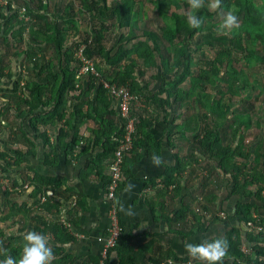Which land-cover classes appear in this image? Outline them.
Wrapping results in <instances>:
<instances>
[{
    "label": "trees",
    "instance_id": "1",
    "mask_svg": "<svg viewBox=\"0 0 264 264\" xmlns=\"http://www.w3.org/2000/svg\"><path fill=\"white\" fill-rule=\"evenodd\" d=\"M44 1L7 0L5 5L0 4V82L9 78L5 69L16 57L25 56L31 69L30 77L24 81H13L9 91L0 87V102L13 107L19 119L13 136L16 143L22 146L5 144L0 147V176H5L9 185L6 187L0 183V196L4 200L0 204V223L9 221L11 227L16 228L15 233L9 236L0 228V259L12 256L19 260L23 236L31 230L47 235L54 254L50 264H65L70 257L64 256L63 246L74 241V237L65 223L50 217L59 213L61 203L57 199L68 192L62 189L59 177L39 174L27 166V159L34 155L38 140L43 150L48 147L44 153L46 166L54 165L59 149L60 153L72 156L80 143L79 126L87 116L94 123L91 147L99 146L102 152L86 161L83 173L95 172L102 176V161H111L122 141L124 130L122 121L120 127H116L105 118L113 114L112 97L108 92L90 75L78 78L79 63L74 54L79 44L63 48L64 31H69L73 23H67L63 17L46 23L43 11L48 7ZM86 1L87 11L94 19V36L84 54L92 60L97 56L112 60L106 49L108 39L104 34L115 27H128L129 31L137 28V14L132 10L134 0H112L113 6L107 0H81L82 4H86ZM157 7L160 11L166 8L162 14L164 22L159 27L160 35L151 30H142L139 36L126 37L121 34L117 44L128 45L118 55L125 59L123 70L117 71L120 62L116 60L110 65L116 74H102L111 83L125 86L135 95L137 88L133 81L136 76L141 77V69L133 56L142 60L144 69L157 71L156 67H159V76H151L153 80L160 79L158 89L150 94L146 91L149 89L147 86L141 93L149 95L157 108L164 112L165 120L169 118L166 121L168 126L180 120L183 129L187 128L193 135L190 140L192 150L201 156L205 170L198 188L203 189L212 183L208 190L201 191L205 210L209 213L216 211V201L222 190L226 191V197L236 198L230 215L236 224L223 236L228 241V247L222 264H264V213L260 212L264 210V116L252 118L247 132H244L243 123L231 118L234 115L232 97L237 93L235 86L242 81L240 77H244L243 69L238 67L254 61L264 63V10L261 13L253 11V0H221L215 10L205 6L197 10L202 23L192 28L186 19L191 11L188 0H157ZM21 8L30 21L20 18ZM69 9L63 13L64 18L75 17L73 8ZM228 12H235L237 16V31L230 38L226 34L215 35L219 16H225ZM105 19H111L112 26ZM238 31L248 33L255 47L249 45L251 39L239 35ZM23 44L25 48L21 49ZM51 45L53 52L50 60L41 63L35 53H41L44 46ZM209 50L213 51V56L197 60V54L208 53ZM242 84L243 87L249 86L245 81ZM71 100L73 111L66 118ZM168 108L173 111L171 114ZM55 126H59L58 131L49 134L48 130ZM147 128V120L139 119L132 147L125 156L135 148L147 146ZM110 130L114 133L110 134ZM244 140L247 145L243 144ZM185 171L184 161L177 158L174 168L165 170L164 181L160 179L164 190L173 187V191L179 194L181 175ZM10 172H16L17 176L11 178ZM123 173L125 157L121 178ZM100 178L107 191L109 172L106 177ZM120 182L114 192L115 200L122 185ZM193 187L194 184L191 185ZM22 190L29 192V200L13 201L11 196L20 194ZM186 201L187 195H184L180 202L181 210L173 215L176 224L181 225L186 220L187 209L190 213V205ZM202 220L201 217L197 223ZM213 220L214 216L209 221ZM242 247L247 249L246 253L241 251ZM110 250H118L119 264H127L128 257L134 258L132 251L127 249L125 252L120 241L108 250L104 264ZM169 257L158 263H202L191 257ZM84 264H100V261L90 257Z\"/></svg>",
    "mask_w": 264,
    "mask_h": 264
},
{
    "label": "crops",
    "instance_id": "2",
    "mask_svg": "<svg viewBox=\"0 0 264 264\" xmlns=\"http://www.w3.org/2000/svg\"><path fill=\"white\" fill-rule=\"evenodd\" d=\"M68 1L69 3H67ZM79 1L82 4L81 0ZM44 2L48 7L45 12L43 11L46 23H52L59 17H63V20L66 19L67 23L71 21L75 24L77 22L76 16L78 13L75 9H73L75 17L64 18L63 16L65 11L70 10L71 0H45ZM82 5L88 10L87 1L86 4ZM136 8H132V10L137 14V28H131L130 31L128 27L122 28L126 29L125 32V30L115 27L116 31L110 34L111 37L110 35H108L110 38L106 37L110 42V44L106 45V49L109 51V57L112 60H106L99 56L93 60L98 69L105 75L114 76L116 74L110 67L114 61L119 60L120 62V66L117 69L119 72L123 70L125 65V59L118 56L119 52L128 46L125 43L123 45L117 44L121 34L126 37L139 36L142 30H151L160 35V30H155L151 25V16L145 15L143 17L142 11L139 12V8ZM88 13L91 14L90 11ZM91 17L93 18V16ZM104 21L112 26L111 19H105ZM160 21L159 27L164 22L162 15ZM77 26L76 23V28L73 26L69 31H64L63 48L73 47L76 43V41L74 43L73 37L68 38V33L71 30L76 33L78 31ZM22 48H25L24 44ZM42 50L41 53H35L38 56L41 54L46 56L41 59V63L50 60L53 46H44ZM24 57L23 55L16 57L12 60L10 66L5 69V73L9 78L3 79L0 82V87L5 89L6 92L11 89L13 81L18 79L24 81V76L28 72L31 74L29 63L27 65L22 63ZM133 58L141 69V77L136 76L133 81L137 88L135 89L137 102L133 106L132 113L136 117L137 122L139 119L145 118L147 120V146L135 148L131 154L125 156V173L119 180L122 185L114 203L107 199L105 185L100 178L107 176L110 160L102 161L104 165V175L102 174V176L95 172L83 173L87 164L86 161L93 159L102 152L99 146L91 147L94 123L89 117L86 116L83 123L79 126L78 136L80 137V143L72 156L66 155L65 152L60 153L59 149V155L54 165L52 167L46 166L44 153L48 151V147L43 150L41 141L38 140L35 143L34 155L27 159V166L39 174L59 177L62 180V189H66L68 192L64 197L57 199L61 203L59 213L50 217L65 223L74 237V241L63 246L64 256L70 257L65 264H84L90 257L101 261L103 240L109 235L110 218L108 210L111 204L116 207L118 223L122 230L121 239L118 240L117 244L121 241L125 252L128 249L134 254L133 260L131 257L127 258V264L132 261L135 264H159L158 262H161L160 260L163 258L166 259V256H170V259H175V257L178 259L189 258L184 248L185 243H200L207 239L223 237L236 224L230 216L229 218H232L233 222L229 226H224L223 220L217 217L216 211H210L208 217L203 216L202 222L197 223V221L201 220V216L200 212H196V210L200 205L199 199L203 198L201 191H206V187L203 189L198 188L202 176L205 175V170L201 164V156H197L195 151L192 150L190 140L193 135L187 131V128L183 129V122L180 120H177L174 125L168 126L166 121L169 118L165 120L164 112L157 108L154 101L148 97L149 95L141 93L144 92L147 86H149V89H146V91L150 94H153L158 89L160 79L153 80L151 76L157 74L159 76L160 69L156 67L158 72L154 71V73L152 72L153 69L145 71L147 68L144 69L142 60H137L135 56ZM38 59L40 60L39 57ZM72 97L70 95L69 98L72 99ZM71 102L72 100L69 101V106L67 107L66 118H69L73 111ZM9 107L6 105V113L9 112L6 117L0 119V147H4L5 144L7 146L22 147L16 143L17 140L13 136V131L18 125L19 119L13 107ZM111 107L113 114L105 116V118L114 123L116 127H120L121 120L117 112L116 102L113 99ZM0 109L5 111L4 102L0 103ZM168 112L171 114L173 111L168 108ZM199 128H201L200 125ZM58 129L59 126H55V128L49 129L48 133L53 135ZM113 133L114 131L110 130V134ZM133 156L134 160H132ZM156 157H159V163L154 162ZM177 158L184 161L186 165V171L181 175L182 183L179 194L173 191V187L164 190L163 182L160 181V179L164 181L166 169L174 168ZM10 176L15 178L17 176L16 172H10ZM192 184H194L193 188H191ZM223 191L225 195L223 197L219 195L215 210H223L221 204L223 205L224 200L227 198L226 191ZM184 195H187L186 204L189 202L190 213L187 209L188 217L180 225L174 222L173 215L181 210L180 202ZM28 196L29 192L22 190L20 194H13L11 198H13V201L27 202L29 200ZM77 200L80 201L79 204ZM3 201L0 196V204H3ZM204 203L202 202L203 205ZM260 212L264 213V210ZM212 216H214V220L209 221ZM67 217H69V220ZM0 228L6 236L15 233L16 230V228L11 227L9 221L5 224L0 223ZM106 264H119L118 250L109 251Z\"/></svg>",
    "mask_w": 264,
    "mask_h": 264
},
{
    "label": "rangeland",
    "instance_id": "3",
    "mask_svg": "<svg viewBox=\"0 0 264 264\" xmlns=\"http://www.w3.org/2000/svg\"><path fill=\"white\" fill-rule=\"evenodd\" d=\"M108 3L111 5L113 2L112 0H107ZM72 3L70 7H72L73 9H75V11L78 13V15L76 16L77 19V32L74 33L72 30L71 32L68 33V38L73 37V41L75 43H81L83 42V40H87V42L92 39V37L94 36V32L92 31V26L94 24V19L91 17L92 15L88 13V11L82 7L83 5L80 3L79 0H71ZM254 2V7H253V11H257L258 13H261L264 10V0H253ZM69 3V1L67 2ZM65 4V2H64ZM139 4V5H138ZM133 8H139V12L142 11V15L143 17L145 15L147 16H151V25L153 26V28L155 30L158 31V27L160 24V19H161V15L164 13V9L166 8H162V11H158L157 10V0H135V2L132 4ZM113 6V5H111ZM202 6L208 7V0H204ZM209 8V7H208ZM210 9V8H209ZM171 10H174L173 8ZM211 10V9H210ZM156 11V12H155ZM179 13L181 12V10H177ZM96 12V11H95ZM80 13V14H79ZM234 15L235 12H231ZM164 19V18H163ZM219 22L216 24L217 26V32L215 33V35H225L227 38H230L231 35L237 31L236 27H223V19L224 16H219L218 18ZM168 21V20H167ZM76 23H73L74 28H76ZM72 29V28H71ZM125 30L126 29H122ZM110 31V33H109ZM116 30L114 28H112L111 30L108 29L107 32H105V37H107L108 35L112 34L113 32H115ZM239 35L245 36V38L247 39H251L250 41V46L255 47V42L252 40L251 36L248 33H245L243 31H238ZM109 37V36H108ZM111 37V35H110ZM109 37V38H110ZM113 37V35H112ZM81 41V42H80ZM86 42V41H85ZM110 44V42H107V45ZM224 48H226V46H223ZM49 52V51H48ZM51 54V53H50ZM260 54V52L258 53ZM214 53L213 51L209 50L208 53H199L196 55L197 60H204L206 58H209L210 56H213ZM37 59L38 57L40 58V61H42L41 59L45 58L46 56L41 54L40 56H38V54L36 55ZM18 60V59H17ZM22 63L27 65V61L26 58L24 57L22 59ZM16 64H18L16 62ZM238 68H242L244 71V77H240V79L242 81H239L237 83V85L235 86V89L237 91L236 95L232 97L233 99V104H232V112L234 113L233 116H231L232 120L237 122V123H243V127H244V132H247L249 130V123L250 120L252 118L259 117L262 118L264 116V63L260 62H249L245 65L239 66ZM148 69H146L145 71H147ZM155 70H152V72L154 73ZM158 72V71H156ZM30 72H28V74H26L24 76L23 79H26L27 77H29ZM148 75V74H147ZM85 78V77H83ZM82 78V79H83ZM86 81V79H84ZM246 82L249 84L248 87H243L242 82ZM1 103V102H0ZM5 110L6 109V105H5ZM9 112V111H8ZM7 112V113H8ZM11 112V111H10ZM6 111H1L0 109V114L1 117L0 119L6 117L7 115ZM242 141L240 140V144ZM238 144V145H240ZM244 145H247L248 143L246 142V140H244L243 142ZM12 178V176H10ZM3 179L0 176V180ZM5 181V180H3ZM2 183V185H4V182H0ZM210 187H212V184L209 185L208 187H206V189H209ZM221 195L220 197H223L225 195V192L222 190V192L219 194ZM236 198L234 197H228L224 200L223 205L221 204V207L223 206V210H216V215L220 220H223V225L224 226H229L230 223H232V218H229L232 210H233V206L235 204ZM200 205L199 208H197L196 212H200V216L203 217H208L209 212L207 210H205L204 205L202 204V200L199 199ZM203 208H202V207ZM222 212L224 217L221 218L219 216V213Z\"/></svg>",
    "mask_w": 264,
    "mask_h": 264
},
{
    "label": "built area",
    "instance_id": "4",
    "mask_svg": "<svg viewBox=\"0 0 264 264\" xmlns=\"http://www.w3.org/2000/svg\"><path fill=\"white\" fill-rule=\"evenodd\" d=\"M6 2L7 0H0L1 5H5ZM23 13L24 9L21 8L20 18L24 21H30L29 17L24 15ZM90 43L91 39L88 42L87 40L86 42H81L75 50L74 55L79 63V69L77 73L78 78L82 79L83 77H87L88 75H90L94 79H96V81L102 86V88L105 89L112 97V99L116 102L117 112L120 120L123 123L124 135L122 136V141L116 148L109 165L110 182L106 191L107 199L114 203V192L121 178V166L123 163V159L125 157V153L131 149L133 137L136 133L137 119L133 115L132 109L134 104L137 102V97L132 94L127 87L117 86L103 76L96 63L84 54ZM21 84H24V82H22ZM2 178L3 179H1L0 182H4L3 184L7 187L8 181L6 177L2 176ZM108 212L110 218L109 235L103 240V249L101 253L102 255L100 264H104L103 262L107 258L108 250L113 248L117 244L122 234V230L117 219V210L113 204H111ZM219 216L221 218L224 217L222 212L219 213ZM241 251L246 253L247 249L245 247H242ZM168 263H171V261H169Z\"/></svg>",
    "mask_w": 264,
    "mask_h": 264
},
{
    "label": "clouds",
    "instance_id": "5",
    "mask_svg": "<svg viewBox=\"0 0 264 264\" xmlns=\"http://www.w3.org/2000/svg\"><path fill=\"white\" fill-rule=\"evenodd\" d=\"M221 0H208V7L215 10ZM190 12L187 15V23L192 28L201 25L202 20L196 11L202 7L203 0H188ZM239 21L237 16L228 12L223 19V27H237ZM155 163H159V157L155 158ZM131 187V185H129ZM228 241L223 237L211 240H204L200 243H185L184 248L187 255L202 264H222V258L226 255ZM53 251L47 239V235L37 231H26L21 242V257L15 260L12 256L0 259V264H50Z\"/></svg>",
    "mask_w": 264,
    "mask_h": 264
}]
</instances>
